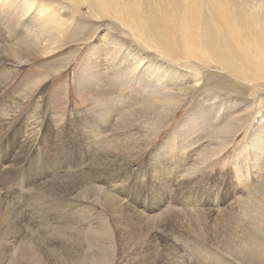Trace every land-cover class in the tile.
<instances>
[{"label": "rangeland", "instance_id": "1", "mask_svg": "<svg viewBox=\"0 0 264 264\" xmlns=\"http://www.w3.org/2000/svg\"><path fill=\"white\" fill-rule=\"evenodd\" d=\"M41 3L50 4V13H34L24 19L27 6L22 0H0V114L5 110L11 115L0 128V264H63L82 259L89 264H264V89L251 90L253 86L239 83L244 92L230 93L224 81L221 88L217 86L221 74L205 67L194 70L199 69L198 61L171 59L152 45L146 46L140 37L123 33L129 32L126 25L143 27L145 22L140 7L130 0L112 1L116 16L98 12L89 2L74 7L63 0H36L34 5ZM112 4L107 1L106 9ZM39 15L46 18L42 25ZM146 17L154 19L151 13ZM24 32L57 35L46 41L53 50L33 57L16 70L14 62L27 47L16 44V39L21 36L25 41ZM153 32L174 31L163 22ZM102 34L113 41L104 43ZM117 38L128 49L138 50L141 58L182 64L175 67L191 65L181 74L190 75L208 89H196L186 98V104H176L173 99L175 107L164 105L167 110L173 109L168 118H138L132 132L141 131L135 142L122 151L123 172L112 173L122 183L107 190L103 181H98L102 173L96 170L91 174V169L97 166L98 152L121 136L113 123L126 108H121L119 100L112 106V95L129 97L125 106L133 108L146 100L145 93L150 90H139L141 85L133 80L123 86L124 80L118 79L110 87L96 80L93 70L100 63L96 51L105 48L107 60H113ZM108 69L109 77L121 70L117 64ZM5 71L9 72L7 77ZM40 79L45 80L31 97L13 109V101L24 86ZM212 94L216 98L207 102ZM98 103L114 107L108 126L99 124L95 112ZM219 103L229 105L225 110ZM210 107L219 109L218 117L243 118L242 127L229 135L230 129L225 126L227 136L219 142L213 140L208 133L211 128H201L204 123L196 125L199 111ZM246 108L253 110L244 116ZM155 121H163L159 131L151 128ZM183 121L184 126L179 128ZM157 131L150 143L149 138ZM166 136L172 137L171 143L157 149ZM200 139L204 140L200 143ZM102 167L104 172L112 169L104 163ZM44 172L46 181H38ZM57 172L65 175L64 188L59 189V179L57 188L46 187L38 192L36 183L43 187L56 180ZM83 172L86 174L80 175ZM28 199L42 201L41 210L48 209L46 214L62 221L58 223L60 231L71 226L81 237L76 255L60 247L56 258L46 263V249L56 252L57 248L46 242L40 247L33 238L34 232L41 233L43 223L32 222L33 216L27 215ZM88 227L86 235L92 232L96 245L88 246ZM43 233L49 232L44 229ZM242 233H246L245 243L241 241Z\"/></svg>", "mask_w": 264, "mask_h": 264}, {"label": "bare ground", "instance_id": "2", "mask_svg": "<svg viewBox=\"0 0 264 264\" xmlns=\"http://www.w3.org/2000/svg\"><path fill=\"white\" fill-rule=\"evenodd\" d=\"M22 1L23 4H26L27 6H24V19H27L29 15H33L34 13L43 14L45 11H49L48 13H50L51 6L48 3H41L40 6L36 7L34 5L36 0ZM63 1L68 2L71 6L74 7L79 6L81 3L89 2L92 7L100 13L107 12L112 16L117 15V12L113 8V0ZM107 1H110L112 4L109 9H106ZM130 2H133L136 8L140 7L139 11L142 15L141 17L145 22L143 27L126 25L129 32L123 33L133 37H140L146 46L152 45V47L157 48L163 55L169 56L171 59L181 58L189 62L198 61L196 62V64L197 68L199 69L194 70L198 71L207 68L210 72L221 74V78L217 86L221 88L222 82L224 81L225 83H227V85L225 84V87H228V92L230 93L237 94L244 92V90L241 91L242 85H240L239 83L249 84L253 86L251 90H258L259 88L264 89V0H130ZM33 7L34 11H31L30 13L29 10ZM147 13L153 14L154 19H148L146 17ZM38 18L40 20V25H42V23L46 20V18L41 15H39ZM163 22L170 25L175 34L174 32H153L154 29H156L157 24H161ZM24 34L26 37L25 41H22L21 36H18V38L16 39L18 41L16 42V44L27 45L23 53H21V55L19 56V59L14 62V65L17 66L16 70H19L17 69L18 66L26 65L27 62L34 60L33 57L41 56L42 54L53 50V46L47 44L46 41L48 39H55V35H57L55 32H40L39 35L36 36L31 34V32H24ZM172 34H174V36L171 38ZM101 40H103L104 43H107L108 40L113 41L112 38L103 36V34L101 35ZM116 40L118 47L115 49V58L113 60H107L108 56L105 48L98 49V51L94 49L96 53H98V58L101 59H99L100 63L98 62V64H95V68L93 67V75L98 76L96 80L104 85L109 84V87L115 85L116 82H119L117 81L118 79L124 80V83L126 84H123V86L131 83L130 81L133 80L136 81L137 84L141 85L140 88L138 87L139 90H146L147 88H150V90H147L145 93L147 94L146 100L141 101L133 108H130L132 106H125V102L128 101L127 98L129 97L125 98L112 95V98L110 100L112 106H115V103L117 102V100H119V102L117 103L121 105V108H126L125 110H123V114L119 116L117 115L118 120L116 119L113 123V126L116 130H118L121 136L118 137L119 140L118 142H115V144H109L107 147L104 146V150L101 151L102 154L101 152H98L100 153L99 155L97 153V166L96 168L91 169V174H93L96 170L102 173V175L99 176L98 181H103V183L105 184L104 189L107 190L114 189L120 186L122 183L121 178L117 175H113L112 173H117L119 171L123 172V166L121 164V157L123 154L122 151L124 147L130 146L135 142L138 133L141 131V128H139L136 131L132 132L138 126V118L143 115H158L168 118L172 116L173 109L170 108L167 110L165 109L164 105H167V108H169L170 105H172L171 101H173V99H175L176 104H186V98L196 89H202L204 91L208 89V86L204 84H201V86H199L200 81L193 80L190 75L181 74L184 68H191V65L186 64L185 66L175 67L176 65L182 64H166L164 61H156L152 58H141V54L138 50L128 49L129 47L126 46L122 42V40L118 38ZM92 47L94 48L95 45H93ZM121 55L125 56L117 59V57H120ZM111 64H117L118 69L121 70L119 71V73L113 74L109 77L111 73L108 68ZM4 75L7 77L9 75V72L5 71ZM4 75L2 77H4ZM45 76L47 77V75ZM90 79L91 78H87V80ZM44 80L45 79L36 81L33 80V82L31 83L29 81L24 86L21 93L18 94L13 101V109L19 108L23 101L27 100V98H30L31 93L39 85H41ZM76 84L79 85L80 82ZM246 87L248 88L247 85ZM119 93L118 96H120ZM215 98L216 96L212 94L207 98V102H213ZM111 104L109 107L106 106V103L105 106H103L104 104L99 105V103L97 105L95 112L98 113L97 115L99 116V124H102L101 127H103L104 125L108 126V116L111 112L114 113L115 111L114 109V111L112 110V108L114 107H112ZM228 105L229 104H225V106H222V104L219 103V107L225 110ZM250 109L252 108L243 109V115L247 116V114L250 112ZM218 110L219 109L213 110L210 107L208 110L199 111L200 116L198 117V120H196V125H201L202 123H204L205 125H201V128H211L208 133L211 134L210 136L213 140L217 139V141L219 142L222 141V137L227 136L225 132V126L226 128L230 129L229 135L235 133L242 127V123L240 122L243 120V118H238L237 116L218 117L219 115L216 113V111ZM10 117L11 115H8V112H6L5 110L2 111V113L0 114V128L3 127V125ZM162 123L163 121H155V125L151 126V128L159 131ZM89 125L92 126V124ZM183 126L184 121L178 124L179 128ZM79 128L83 129V124H80ZM158 131L149 138V140L151 139L149 141L150 143L157 136ZM30 134L31 132H29L28 135ZM111 137L112 136H108L107 138L110 139ZM171 140V136H166L165 139L158 143L157 149H160L166 144L171 143ZM203 140L204 139H200V143ZM192 144L193 143H189V146ZM22 152L23 149H20V151H18V154L21 155ZM103 163L105 165H111L112 169L104 172L102 167ZM56 169H58V164H56ZM56 169H54L53 172L56 171ZM83 174H86V172H83L80 175ZM64 176L63 174L61 175L58 173V175H56V177L54 178L56 180H50L49 182L43 184V187L36 183L39 186V188H37V191L39 192L40 190L46 189V187L57 188V181L59 179H62V182L60 181L61 183H59L58 181L61 186L59 189H63L65 186L63 180ZM66 176L72 177L69 175ZM46 178L47 173L44 172L39 176L38 181L45 180ZM53 201L51 203H53ZM41 202H33L31 199H28L25 205L28 211L27 215L33 216L32 222L40 221L43 223V226H41V233L34 232L32 234L33 238L36 239V242L40 245V247L44 242H46L48 244L54 243L53 246L57 248L56 252L49 248L46 249L44 260L46 261V263L54 260L56 258V255H58L60 252V247H63L66 251H72L74 255H76L81 245V237L79 235H76L74 229L71 226H68L63 231H60L58 223H61L62 221L56 219V217L52 219L49 213L46 214L48 209L45 211L41 210ZM49 206L50 205L48 204L47 208ZM38 211L43 212V214L38 215ZM18 213L22 215L19 211ZM35 214L37 215L35 216ZM254 214L256 213H253V215ZM66 223L65 225H67ZM14 225L17 224L14 223ZM44 229H47L49 233H43ZM88 232L89 227L87 228L85 235ZM240 237L241 241L245 243L246 233H242ZM85 238L89 244L88 246L97 244L95 241V236L92 232L86 235ZM28 253L32 254L33 251H30L29 249ZM235 254H237V251ZM57 264L62 263L57 262ZM63 264H89V262L85 259H82L80 262L78 260H75L73 262H66Z\"/></svg>", "mask_w": 264, "mask_h": 264}]
</instances>
